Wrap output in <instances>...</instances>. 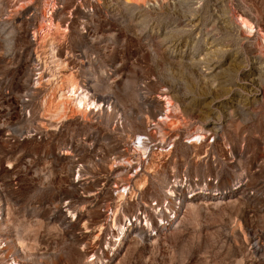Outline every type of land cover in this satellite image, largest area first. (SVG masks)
<instances>
[{"label":"rangeland","instance_id":"rangeland-1","mask_svg":"<svg viewBox=\"0 0 264 264\" xmlns=\"http://www.w3.org/2000/svg\"><path fill=\"white\" fill-rule=\"evenodd\" d=\"M0 15V247L14 239L37 264H264V0H0ZM47 40L65 76L111 103L109 121L106 109L61 113L62 78L36 83L38 54L41 71L60 72ZM169 109L162 129L179 139L142 198L164 197L172 174L203 193L161 239H127L109 255V228L98 241L94 230L113 216L114 184L131 176L115 160ZM208 128H220L215 144H186ZM220 193L227 201H214ZM123 219L120 210L115 226Z\"/></svg>","mask_w":264,"mask_h":264},{"label":"built area","instance_id":"built-area-1","mask_svg":"<svg viewBox=\"0 0 264 264\" xmlns=\"http://www.w3.org/2000/svg\"><path fill=\"white\" fill-rule=\"evenodd\" d=\"M166 112L167 111H164L156 120L149 121L146 130L132 136L128 140V145L123 148L126 152L131 150L129 153L135 154L134 157L136 158V164L133 167H128L129 164L125 163V170L131 174L130 177L140 175L143 177L146 176L147 182L142 189L135 190L133 194L131 192L134 187L129 182L121 184L115 183L112 187L114 198L118 200L119 195L121 194L125 197V200L120 201V207H118V209L121 210V216H124V222L117 226H115L116 217L120 210H116L117 207H110V211L114 209V213L113 216L110 217V220L108 219L109 223H111V226H108L110 232L108 237L111 238L113 242V245L107 249L109 255L114 254L117 248L124 244L127 239L131 241L134 232H136L139 227L144 228V235L142 238H135L133 241L144 243L149 239L154 241L157 238L164 237L168 231L178 227L184 217V213L192 205L193 198L203 193V187L191 185L190 180L186 175L175 177L174 174H172V180L166 185L168 189L166 188L164 197L157 200L156 197H152L153 193L149 192V194H151L149 198H142V195H145L143 189L146 188L148 183L150 181L154 183L156 182V173H158L157 167L153 166L147 174L145 173L147 167L152 165L153 156L158 154L157 156L160 155L163 160H168L172 156L179 139V134L172 136L171 133V135L168 136L167 131L162 129V122L168 120L170 115V113L166 114ZM204 134L207 136L206 139L201 141L200 136H198V142L186 141V144H206L209 147L215 144L218 135L214 136L210 133ZM208 137H210L209 140L207 139ZM193 141H196V139ZM160 167L161 166H159V168ZM83 169L84 166L82 163H79L76 166L74 171L75 177L78 178L76 183L83 180ZM229 192L230 195L233 191L230 190ZM225 193H220L221 196H217L216 198L224 197L225 199ZM138 197L141 199L139 208L135 212H129V210H127L129 209V203H132L134 199L136 200ZM124 209L128 212L126 213L127 215H125ZM6 212L0 188V223L4 220ZM111 240L108 245L111 244ZM93 256L92 260H96L97 255L93 253Z\"/></svg>","mask_w":264,"mask_h":264},{"label":"bare ground","instance_id":"bare-ground-1","mask_svg":"<svg viewBox=\"0 0 264 264\" xmlns=\"http://www.w3.org/2000/svg\"><path fill=\"white\" fill-rule=\"evenodd\" d=\"M2 2H6V0H1V3ZM52 7V6H51ZM7 24H8V16L7 15H0V26H1V28H0V32H2V30L5 28H7ZM52 24H54L55 25V23H52L51 21L50 22H48L47 23V25L48 26H52ZM3 25V26H2ZM55 26H53V28H54ZM4 29V30H5ZM48 31V30H47ZM46 32V30H43L42 31V33H45ZM11 35V34H10ZM5 36H6V34L4 35V38H5ZM44 36V35H43ZM45 37H46V35H45ZM48 41V43L46 44V46L43 48V50L46 52H48V56H47V58H51V60H50V62L52 63H54V65H53V67H59V71L60 72H58L59 73V75L56 77V79H54L53 77H55L56 76V74H55V72L54 73H52V74H47V72L46 71H41V69H42V65H43V63L44 62H48V60H46V61H44L43 60V58H42V56L40 55V54H38L37 55V58H38V60H36V61H38V63H36V70H39L40 72L37 74L38 75V77L36 78L37 79V84H41L42 83V81H44V78L45 77H47L48 76V80H47V82L48 81H50V80H53V82H54V84H55V81L56 80H58V78L60 79V78H62L63 79V76L65 77V79H60V81L63 83V82H65L66 83V88H67V92H64V90H57L56 91V93H57V95H58V93H59V97H60V99L62 100V102L60 103V105H58V108H59V110L61 111V113H62V111H64V109H66V105H72L73 107H74V109H76L77 111H81L83 114L85 113V114H87L88 112H95V111H104L105 109H106V112L108 113V114H106V119H107V121H109L110 119H111V113H109V111H112L113 109H114V107L111 105V103L108 101V100H106L105 102H102L101 100H98V99H96L95 98V94H93L89 89H82L77 83H75L74 81H73V78L70 76H65V74H68V73H65V71H64V63L66 62V61H64L61 57H59V55L58 54H56V52H58L57 50H58V47L56 48V42L54 43V41H49V40H47ZM57 49V50H56ZM45 55H47V54H45ZM44 55V56H45ZM36 58V59H37ZM68 63V62H67ZM46 65H47V63H46ZM44 66V65H43ZM49 66V65H48ZM51 66H52V64H51ZM34 69V70H35ZM52 69V68H51ZM58 69V68H57ZM57 69H55V71L57 70ZM65 70H66V67H65ZM38 72V71H37ZM57 72V71H56ZM63 72V73H62ZM66 72H68V71H66ZM62 73V74H61ZM69 73H71L70 71H69ZM68 77V78H67ZM46 80V79H45ZM60 82V83H61ZM50 83H51V81H50ZM50 83H46V84H50ZM51 85V84H50ZM54 86V85H53ZM57 86V85H56ZM59 86V85H58ZM61 86V85H60ZM62 86H63V84H62ZM52 87V86H51ZM62 88V87H61ZM55 91V90H54ZM169 99V98H168ZM171 101V100H170ZM170 101H168V104H169V107L171 106V103H170ZM69 107V106H68ZM67 107V108H68ZM51 108V107H50ZM164 110V109H163ZM163 110L160 112V113H158V114H161L162 112H163ZM158 111V110H157ZM167 112H166V114H169V113H171V109H169V111L168 110H166ZM59 114V113H58ZM64 118V117H63ZM62 118V119H63ZM61 119V120H62ZM146 124H147V122H146ZM221 128V127H220ZM220 128H219V130H220ZM212 129V128H211ZM211 129H207V131H206V133H210V134H212V135H214V136H217L218 135V133H219V130H217V132L216 131H213V129H212V131H211ZM215 129V128H214ZM140 133V132H139ZM167 135L169 136V135H171V132H167ZM200 139H201V141L202 140H204V139H206V137L207 136H205V134L204 133H200ZM132 137V136H131ZM130 137V138H131ZM129 138V139H130ZM194 144H196V143H194ZM193 143H191L190 145H194ZM121 153L122 154H118V156H117V160H115V163L117 162V161H120V164L119 165H121V166H119V167H124L125 166V163H128L129 165H128V167H133L135 164H136V158L134 157V155L135 154H132V153H130V154H127V152L126 151H124V150H122L121 151ZM125 154H127V155H125ZM158 155V154H157ZM157 155H154L153 156V162H152V165L151 166H149V167H147V170H145V173L147 174L149 171H150V168H152L153 166L154 167H157L158 169H159V166H162L164 163H165V160H163V158L159 155V156H157ZM206 155H203V156H201V158L202 157H205ZM117 164V163H116ZM115 168H118L116 165H115ZM110 171H113L111 168H110ZM128 182L130 183V184H132L133 185V187H134V189H133V191L131 192L132 194L134 193V191L135 190H139V189H142L144 186H145V183L147 182V178H146V176H142V175H140V176H133V177H130V179L128 180ZM78 183V182H77ZM240 183H241V181H240ZM73 184H76V182H74ZM242 184H240V186H241ZM164 188H167L168 189V187L167 186H164ZM235 190H239L240 189V187L238 188V186H236L235 188H234ZM171 190V189H170ZM108 191V190H107ZM230 193V192H229ZM232 198V197H231ZM229 199V198H228ZM123 200H125V197L123 196V195H119V199L115 202V204L112 206V208L113 207H117V209L116 210H120V209H118V207H120V201H123ZM218 200H222L223 202L224 201H227V199H224V197L223 198H216V200H214V201H218ZM6 211H7V208H6ZM7 213V212H6ZM74 213H76V214H74ZM78 212H76V211H74L73 212V214H68V215H66V217H65V219L66 218H68V219H73V218H77L78 216ZM6 216L7 215H5V218H4V220L0 223V231H2V229L4 228V227H8V220H7V218H6ZM103 219H105V220H107V222L106 221H104L105 222V224H104V226L102 225V224H100V226L98 227V228H100L101 227V225H102V227H101V229H100V231L101 230H103L102 232H99L97 229L96 230H94V231H97V234L95 235V238L97 239V241L99 240V237H100V235H102L103 233H104V231H106L107 230V228H108V226H111V223H109V221H108V219L107 218H103ZM71 221V220H70ZM182 222V221H181ZM181 222L179 223V225L181 224ZM86 225V224H85ZM178 225V226H179ZM112 226H113V224H112ZM177 228V227H176ZM87 229V228H86ZM93 231V232H94ZM98 235V236H97ZM143 235H144V228L143 227H139L138 229H137V231L136 232H134V234H133V238L131 239V241H133L135 238L137 239V238H142L143 237ZM256 235L257 234H255V236L254 237H256ZM117 236V235H116ZM159 239H161V237L160 238H157L156 240H159ZM156 240H154V241H156ZM260 240V239H259ZM138 242V241H137ZM261 242V241H260ZM2 243V239H0V244ZM90 246V245H89ZM255 247H256V251H259L260 249H261V247H260V245L257 243V240H256V244H255ZM88 248V247H87ZM254 248V247H253ZM0 251L1 252H3V253H5V256H6V259H7V261H9L10 263L9 264H37L36 262H32L29 258H28V256H27V254L25 253V250H24V248H23V246L21 245V244H19L17 241H15L14 239L13 240H10V241H6L5 243H4V245L3 246H1L0 247ZM91 248H89V250H90ZM86 253H87V250H86ZM89 253V252H88ZM95 253V252H94ZM96 254V253H95ZM37 258V257H36ZM35 260V259H34Z\"/></svg>","mask_w":264,"mask_h":264}]
</instances>
